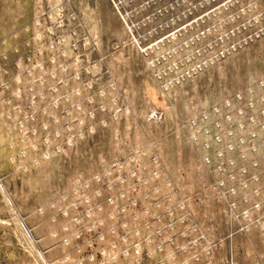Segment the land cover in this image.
Returning a JSON list of instances; mask_svg holds the SVG:
<instances>
[{
    "label": "rangeland",
    "instance_id": "rangeland-1",
    "mask_svg": "<svg viewBox=\"0 0 264 264\" xmlns=\"http://www.w3.org/2000/svg\"><path fill=\"white\" fill-rule=\"evenodd\" d=\"M229 263L264 264V0H0V264Z\"/></svg>",
    "mask_w": 264,
    "mask_h": 264
},
{
    "label": "built area",
    "instance_id": "built-area-1",
    "mask_svg": "<svg viewBox=\"0 0 264 264\" xmlns=\"http://www.w3.org/2000/svg\"><path fill=\"white\" fill-rule=\"evenodd\" d=\"M155 115V114H154ZM229 264H234V263H229Z\"/></svg>",
    "mask_w": 264,
    "mask_h": 264
}]
</instances>
